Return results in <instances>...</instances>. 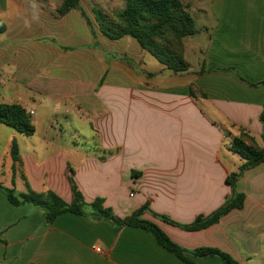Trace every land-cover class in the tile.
<instances>
[{
  "label": "crops",
  "instance_id": "0c3cea01",
  "mask_svg": "<svg viewBox=\"0 0 264 264\" xmlns=\"http://www.w3.org/2000/svg\"><path fill=\"white\" fill-rule=\"evenodd\" d=\"M60 3L0 0V104L33 111L36 127L28 137L0 124V182L18 194L30 187L71 203L72 169L89 204L101 198L120 218L148 205L142 219L189 252L192 264H224L193 256L198 248L264 264V163L243 171L234 188L227 180L244 163L231 150L242 130L264 148V0H211L216 22L202 65L178 74L135 38L103 35L95 8L83 0L58 17ZM191 86L205 97L192 96ZM60 109L64 121L92 133H51L63 127ZM13 141L21 158L16 175ZM235 192L245 195L243 208L201 230L151 213L189 225ZM86 212L48 222L40 207H16L0 190V264H189L150 232Z\"/></svg>",
  "mask_w": 264,
  "mask_h": 264
},
{
  "label": "trees",
  "instance_id": "16d2710c",
  "mask_svg": "<svg viewBox=\"0 0 264 264\" xmlns=\"http://www.w3.org/2000/svg\"><path fill=\"white\" fill-rule=\"evenodd\" d=\"M81 0H62L56 9L58 17L64 16L70 10L79 8ZM95 18L99 24L103 35L111 40H117L125 36L135 38L141 47L152 54L160 63L164 64L174 73H184L188 71V63L185 59V38L196 33L195 21L189 12V8L181 0H125L124 8L113 14H105L100 10H94ZM6 26L0 21V33H3ZM191 95L205 94L199 92L191 86ZM264 129V111L261 115ZM0 124L7 125L25 136H33L36 127L27 110L20 104H0ZM231 150L238 153L244 160L240 173H233L228 177V182L234 188V181L246 169L264 163V148L261 147L255 138L248 132L242 130L231 144ZM11 157L13 159L14 175L21 165L19 148L15 141L11 146ZM73 170L69 180L71 183L73 201L67 203L58 194L47 191L37 192L28 187L24 193L18 194L14 188L5 187L0 182V190L7 195L9 202L18 207L30 204L44 210L45 218L48 222H53L58 216L64 213L77 215L90 214L96 217H109L117 227L130 226L142 228L150 232L158 243L169 252L176 255L181 260L192 264L187 259V252L169 237L154 223L142 219L146 211H150L148 205H144L130 216L120 218L116 216L111 208L104 206V200L97 198L92 203H87L82 192L78 189L73 176ZM245 195L235 192L223 206L216 212L207 216L199 217L194 223L181 225L166 216L151 212L154 216L179 226L188 231H197L213 225L226 214L235 209H242L244 206ZM195 257H219L224 264H239V262L226 252L217 248H198L190 252Z\"/></svg>",
  "mask_w": 264,
  "mask_h": 264
},
{
  "label": "rangeland",
  "instance_id": "374dc122",
  "mask_svg": "<svg viewBox=\"0 0 264 264\" xmlns=\"http://www.w3.org/2000/svg\"><path fill=\"white\" fill-rule=\"evenodd\" d=\"M52 1L54 4L60 3L62 0H44ZM183 3H189L188 8L195 21L196 33L193 36L185 38L184 47L186 51V62L189 67L198 68V65H202L203 55L205 51V43L207 41V31L209 27L215 24V18L211 15L209 10V3L211 0H203V4L199 5V0H181ZM84 7L91 9L95 8L105 14H113L124 8L125 0H83ZM94 17V16H93ZM1 36V35H0ZM59 72H54L57 75ZM60 107L64 109V105L60 104ZM61 119V126L55 125V130H50L51 133L62 134L63 136H69L74 132V128L81 129L82 133L90 135V126L81 127L77 120L70 122L64 121L63 115H66L64 110L55 111V114ZM63 118V120H62ZM37 119V118H36ZM78 125V126H77ZM46 131V130H44Z\"/></svg>",
  "mask_w": 264,
  "mask_h": 264
},
{
  "label": "built area",
  "instance_id": "2783aa9c",
  "mask_svg": "<svg viewBox=\"0 0 264 264\" xmlns=\"http://www.w3.org/2000/svg\"><path fill=\"white\" fill-rule=\"evenodd\" d=\"M33 113H34V112H33V111H31V112H29V115L31 116Z\"/></svg>",
  "mask_w": 264,
  "mask_h": 264
}]
</instances>
